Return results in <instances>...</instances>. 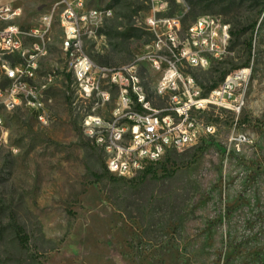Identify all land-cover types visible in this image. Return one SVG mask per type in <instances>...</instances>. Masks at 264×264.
Wrapping results in <instances>:
<instances>
[{"label": "rangeland", "instance_id": "1", "mask_svg": "<svg viewBox=\"0 0 264 264\" xmlns=\"http://www.w3.org/2000/svg\"><path fill=\"white\" fill-rule=\"evenodd\" d=\"M59 2L22 0L21 26H37L48 13L54 17L36 84L48 74L57 79L45 93L52 99L46 126L23 104L12 111L0 106V264H264V0H166V11L156 14L158 20L179 17L183 34L203 15L242 32L226 59L187 70L202 86L246 61L251 35L252 74L240 91V114L211 108L199 115L217 127L216 134L166 156L164 167L156 165L158 177L140 184L95 181L101 151L86 136L83 121L89 113L106 115L118 91L105 108L81 91L62 49ZM152 2L89 0L92 8L113 11L97 38H83L96 65L120 68L155 39L147 21ZM127 28L136 29L135 35L122 41ZM113 48L128 49L121 54L127 59L103 64ZM4 62L20 59L0 56L2 89L10 86ZM141 74L153 104L164 107L156 94L161 74L145 63ZM240 135L251 142L238 147L231 139ZM181 219L180 236L175 225ZM16 228L23 229L26 244Z\"/></svg>", "mask_w": 264, "mask_h": 264}, {"label": "built area", "instance_id": "2", "mask_svg": "<svg viewBox=\"0 0 264 264\" xmlns=\"http://www.w3.org/2000/svg\"><path fill=\"white\" fill-rule=\"evenodd\" d=\"M152 3L153 13L147 21L155 39L131 63L109 68L92 61L83 48V38H97L104 17H111V11L92 8L89 0L59 2L62 49L70 56L81 91L102 108L110 105L109 92L118 91L117 104L106 115L89 113L83 121L86 136L103 152L108 172L116 177H137L170 152L183 151L215 135L217 127L202 121L199 115L211 108L240 114L244 105V93L240 91L251 79V66L246 73H237L236 69L232 77L207 92L187 70L208 69L213 62L231 55V26L216 16L203 15L183 34L179 17L156 18L157 13L166 11V0ZM23 12L22 0H0V53L8 49L14 51V58L25 59L24 68L13 73L11 87L0 88V98H4L0 106L12 111L13 104L23 103L41 113L47 111L46 104L52 103L45 95V86L53 85H45L47 77L41 85H26V77L32 73V65H40L45 42L53 36L54 17L48 13L39 25L23 27L18 23ZM160 25L162 31L158 30ZM138 63L161 74L162 86L156 94L166 101L164 107L155 106L150 95L141 94L139 77H133V64ZM231 141L238 147L251 142L243 135Z\"/></svg>", "mask_w": 264, "mask_h": 264}, {"label": "trees", "instance_id": "3", "mask_svg": "<svg viewBox=\"0 0 264 264\" xmlns=\"http://www.w3.org/2000/svg\"><path fill=\"white\" fill-rule=\"evenodd\" d=\"M117 2L120 1V0H116ZM257 27V22H255L252 26V32H254L255 28ZM134 30L136 29H126L125 32L123 34V37L121 38L122 41H127L129 40L132 36L135 35V32ZM231 34H232V41H231V49L234 47L233 45L236 43V39L238 40L241 35H242V32L241 31H234V30H231ZM123 44V43H122ZM246 51H247V54H248V58L246 59V61L241 65V66H238V67H235V69H238V68H242V67H248L251 65V59H252V53L254 51V38H253V35H251L246 43ZM121 46V45H120ZM119 46V47H120ZM122 49V48H121ZM118 49V48H113L112 51L110 52L111 55H109L108 58H106L105 60H102L101 62H103V64L105 65H108L110 64L114 58H119L121 61H124L125 59H127V55L126 57L121 55V54H129V50L127 49ZM127 52V53H126ZM229 73L227 72H222L221 73V76H220V79L218 82H214L212 85H209V86H203L205 87V89L208 91L214 89L215 87H217L225 78L226 76L228 75ZM68 78H70V75H68ZM8 79V78H7ZM9 81V79H8ZM29 109V108H28ZM31 112H32V116L36 119V111L32 110V109H29ZM101 151V150H100ZM203 152V150L201 151ZM175 153V151H172L170 152L168 155H167V159L166 160H169L170 157ZM157 165H160L161 167H164V162H160L158 163ZM158 177V173H157V170H156V166H150L147 168V170L145 172H143L141 175L137 176V177H134V178H131V179H127V178H124V177H116V176H113L111 175L107 168H106V165H105V159H104V155H103V152L101 151V157H100V171L98 174L95 175V181L96 182H103L104 180H107L109 182H111L112 184H122V183H133V182H138L140 184V182H145L147 180H150V178L152 177ZM142 184V183H141ZM182 225H183V220H179L177 222V224L175 225V228L176 230L180 233V236L182 234ZM16 232H17V228H16ZM18 237H19V240L21 242L22 245L26 244L27 243V237L23 234V229L20 228L18 230Z\"/></svg>", "mask_w": 264, "mask_h": 264}, {"label": "bare ground", "instance_id": "4", "mask_svg": "<svg viewBox=\"0 0 264 264\" xmlns=\"http://www.w3.org/2000/svg\"><path fill=\"white\" fill-rule=\"evenodd\" d=\"M105 11H111V17L113 16V11L112 9H105ZM111 17H104V21L110 19ZM51 44V38L49 39V41L45 42V54L42 56H39V63L41 62V59L43 57H45L48 54V48ZM148 45H151L148 44ZM0 56L2 57H12L14 58V51L8 50V49H1V53ZM6 59V58H5ZM20 62L18 63H6L4 62V70L6 71V74L8 75L9 79H10V86L12 84V79H13V73H16V69H22L25 66V59L24 58H19ZM141 64L142 63H138V64H133V77H139V90L141 91V94L143 95H149L144 84H143V78H142V74H141ZM40 70V65H32V73L28 74V76L26 77V85H41V83L36 84V80H37V76H38V72ZM247 72V67L245 68H241V69H237V73H246ZM47 78H45V85H52L55 82V77L53 76V74H48L46 76ZM227 77H232V73L229 74ZM162 86V78L160 79L157 87H156V93H158V91H160V87ZM51 86H45V93L50 89ZM111 99V92H109V100ZM4 104V98H0V105ZM19 104H23V103H15L12 105V108L17 107V105ZM37 115V120L39 123H41L42 125H48L50 122L49 119V113L48 111H41V113H36ZM1 121V119H0Z\"/></svg>", "mask_w": 264, "mask_h": 264}]
</instances>
